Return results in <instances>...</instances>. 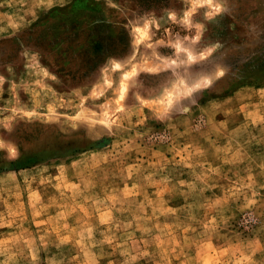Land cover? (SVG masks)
I'll return each mask as SVG.
<instances>
[{
    "label": "rangeland",
    "instance_id": "1",
    "mask_svg": "<svg viewBox=\"0 0 264 264\" xmlns=\"http://www.w3.org/2000/svg\"><path fill=\"white\" fill-rule=\"evenodd\" d=\"M0 264H264V0H0Z\"/></svg>",
    "mask_w": 264,
    "mask_h": 264
},
{
    "label": "trees",
    "instance_id": "2",
    "mask_svg": "<svg viewBox=\"0 0 264 264\" xmlns=\"http://www.w3.org/2000/svg\"><path fill=\"white\" fill-rule=\"evenodd\" d=\"M152 1V0H151ZM164 0H153L154 3L163 2Z\"/></svg>",
    "mask_w": 264,
    "mask_h": 264
}]
</instances>
